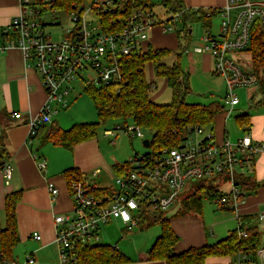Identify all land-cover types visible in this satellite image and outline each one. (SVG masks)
<instances>
[{"label":"built area","instance_id":"2783aa9c","mask_svg":"<svg viewBox=\"0 0 264 264\" xmlns=\"http://www.w3.org/2000/svg\"><path fill=\"white\" fill-rule=\"evenodd\" d=\"M18 1V13L9 24L0 26V52L19 48L27 66L40 75L46 93L40 109L29 121L28 140L41 125L51 123L58 111L68 106L72 82L77 78L84 79V71L91 70L95 75L86 80L85 85L119 86L124 79L122 58L145 49L148 31L158 21L150 9L133 6L128 10L125 0H82L68 10L50 8L53 0ZM59 11L69 16L72 26L65 30L60 41H51L44 33L40 19L48 12ZM114 11L117 12L115 17L103 24L102 17L112 15ZM189 12L220 17L218 33L213 35L206 30L201 36L202 43L194 45L191 50L208 53L213 58V72L224 79V106L230 111L238 103L234 89L259 83L263 78V73L254 67L249 47L256 22L264 41V0H226L218 8L184 6L161 24L163 31H172L181 17ZM89 13L98 18V25L87 19ZM56 19L53 14L48 24H58ZM239 52L247 53L244 63L250 67L249 71H244L239 64ZM11 116L19 118L20 113L13 112ZM117 129H123L132 137L144 136L141 127L134 124L117 126ZM104 132L112 133L111 130ZM261 151H264V140H253L250 132L235 141L225 139L218 143L204 124H195L184 132L179 147L129 157L123 169L114 174L116 188L106 187L101 193L92 190L88 178L96 177L99 169L93 170L89 177L80 172L75 174L68 183L72 209L53 217L59 264H74L76 250L99 243L101 229L113 220H119L127 231L135 228L146 213H164L189 183L194 185L214 178L216 184L225 178L231 185L230 190L226 193L220 191L214 202L229 205L237 212L244 202V190L237 177L244 175L246 163ZM36 165L39 170H44L46 162L39 160ZM0 171L4 183L9 184L14 174L12 162L6 160ZM47 189L54 200L57 188L48 183ZM239 216L236 217L238 225ZM32 238L38 241L40 235L33 232ZM242 259L247 257L242 256ZM0 264H37V261L32 254H26L22 263L0 256Z\"/></svg>","mask_w":264,"mask_h":264},{"label":"crops","instance_id":"0c3cea01","mask_svg":"<svg viewBox=\"0 0 264 264\" xmlns=\"http://www.w3.org/2000/svg\"><path fill=\"white\" fill-rule=\"evenodd\" d=\"M182 1L187 7L218 8L223 6L226 0ZM204 2L207 5L203 4ZM18 11V0H0V26L9 24ZM201 22L208 26L209 18ZM191 31L188 28L189 39ZM178 42L177 33L165 32L161 25H154L148 31L147 44H151L154 48H167L174 51L179 45ZM186 53H189L191 59L192 55L197 56L204 71H212L213 58L210 54L195 53L192 50ZM45 97L46 93L40 75L36 70L27 66L22 51L13 47L0 52V134L4 137L8 160L14 165V174L9 184L2 182L3 176L0 171V207L4 210V198L7 193L21 191L20 199L15 205L17 243H24L23 253L32 254L37 264H47V261L48 264H53L51 250L57 248L54 241L53 217L72 209V199L64 171L74 167L87 177L94 169H99V174L102 171L115 174L114 164L126 161V159L116 158L112 163L104 158L95 157L94 139L76 144L71 149L44 142L42 138L46 135L50 125L65 129V125L58 122L59 111L51 123L41 126L34 137L28 140L29 121L36 115ZM234 107L230 111L228 107L224 108V111L217 114L211 123L205 124L207 128L210 127L214 140L218 143L225 139L235 141L245 132H250L255 141L264 140V114L252 117L248 114V126L240 125L235 118L242 132L236 138L229 137L226 119ZM13 112H19L20 117L11 116ZM39 160H45L44 170L37 168L36 163ZM243 173L245 174L237 177V182L244 181L254 186L251 190H244V202L238 207L237 212L232 211L229 205H224L221 206L222 209L216 207L205 217L184 214L180 217L175 216L174 220L170 219L171 227L179 237L173 247L174 252L177 253L189 247H198L205 243H214L225 237L229 231L238 227L236 217L243 214L252 216V223L260 232V243H264L261 239V235L262 238L264 237V215H262L264 214V151L257 153L252 160L246 163ZM48 183H52L57 188L54 200L51 199L47 189ZM113 221L120 222L119 220ZM123 231L124 228L121 229V233ZM33 232L40 235V240L32 238ZM159 234L160 227L159 230L147 236L142 233L135 234L137 238L143 236L144 242L138 251L129 255L125 254L129 258L125 264H165L163 260H150L147 254ZM15 246L11 249V259L20 262L19 255L23 253L17 255L18 250L16 251ZM262 246L252 258L243 252H238L233 256L209 257L206 263L264 264V245ZM47 251L48 258L45 256ZM242 256H246L247 259L243 260Z\"/></svg>","mask_w":264,"mask_h":264},{"label":"trees","instance_id":"16d2710c","mask_svg":"<svg viewBox=\"0 0 264 264\" xmlns=\"http://www.w3.org/2000/svg\"><path fill=\"white\" fill-rule=\"evenodd\" d=\"M82 0H53L49 7H56L61 10H68L76 2ZM128 10L133 6H139L152 10L153 3L150 0H125ZM162 7L171 13H176L184 8L182 0H161ZM117 14L102 17L103 24ZM158 18V17H157ZM208 15L201 12L200 15L188 13L183 15L180 21L183 22V30L178 31V40L183 39L188 42V21H205ZM169 20L158 18L155 25H161ZM179 46V45H178ZM250 56L253 58L254 67L263 73V78L259 82L260 92L264 101V59L263 36L259 30L258 22L254 25L251 36ZM173 51L167 48H154L147 44L141 53L132 52L122 58L124 79L119 86L114 84H88L85 85V93L94 104L97 113V122L75 123L68 129H63L57 125H50L46 135L42 138L44 142L54 145L64 146L71 149L75 144L82 142L97 133L100 123L110 119H131L133 124L143 129L151 131L152 138L149 140L151 153L160 152L162 149L179 147L182 136L187 129L195 124H209L213 118L224 111V106L217 101L208 104L189 103L185 100V95L190 91L188 74L182 69L179 59H175L171 64L163 62V58L169 56ZM150 63L152 73L155 77L165 80L171 89V98L168 103H156L150 97V90L153 81H148L145 76V64ZM236 121L242 126L249 125L248 114L237 115ZM43 126V125H41ZM38 128L37 132L41 128ZM119 126V125H118ZM8 160L5 141L0 134V168ZM127 161L116 163L113 170L119 173ZM67 182L79 171L72 167L64 171ZM214 178L196 182L193 192L183 202L185 209L189 208L191 202L206 197L214 201L219 195L216 189ZM243 190H251L253 184L238 182ZM107 188H92L94 192L101 193ZM21 191L9 192L4 198L5 223L0 226V256L11 259V249L18 242V232L16 225L15 205L20 199ZM240 224L237 228L215 241L205 243L198 247H189L180 252H174L173 247L179 240L173 231L170 218L163 212H150L142 216L139 228H148L155 224L160 227V234L157 236L147 254L150 260H163L165 264H207L209 257L233 256L238 252H243L251 258L260 250V232L252 223V216L243 214L239 216ZM129 258L119 251L112 244H93L79 247L76 250L74 264H125Z\"/></svg>","mask_w":264,"mask_h":264},{"label":"rangeland","instance_id":"374dc122","mask_svg":"<svg viewBox=\"0 0 264 264\" xmlns=\"http://www.w3.org/2000/svg\"><path fill=\"white\" fill-rule=\"evenodd\" d=\"M160 1L161 0H150V2L153 3L152 11L156 17L162 20H166L172 14L166 8L162 7ZM203 4H206V2H204ZM53 14L57 16L56 20L59 22L56 25L48 24L51 23ZM86 17L87 19L92 20V23L94 25H98V18L95 15L89 13ZM40 22L45 24L44 33L50 36L49 40L51 41H60L65 30L71 28L72 26V23L69 20V16L61 11L48 12L47 14H44L40 19ZM219 24L220 17L217 14L209 17L208 26H206V24L203 25V23L199 20L187 22V28H190L192 30L190 32V39L188 40V42L184 41L183 39L179 40V46L176 48V50H174L169 56H166L162 60L167 64H171L175 59H177L178 56L179 63L182 69L185 73L188 74L190 91L185 95V100L189 103L208 104L212 101H217L221 105H224L226 85L223 77L219 74L214 73L213 68L212 71H204L201 68L198 57L192 55L191 59L189 53L185 52L186 49L191 50L194 45H198L201 43L200 38L205 34L206 30H210L213 35H216L219 31ZM182 30L183 22L179 21L176 24L175 28L170 31V33H176ZM246 57V52H239L237 54V58L239 59V64L241 65L242 69L244 71H249L250 67L244 63V59ZM258 74L259 77L262 78V73L260 71H258ZM83 76L85 77L84 79L77 78L72 82L73 89L71 90L68 97V106L64 109L59 110V117L57 119L59 120L58 122L60 124L63 123V125H65V129H68L74 123L98 121L94 104L84 90V82L86 80L93 79L95 77L94 72L91 70H86L83 72ZM145 76L148 81H153V86L150 90V97L156 103H168L171 98V89L167 86L163 78L155 77L153 75L152 66L150 63L145 64ZM234 93L237 96L239 103L234 107V109L230 113V116L226 119V129L229 137L231 138H236L242 132V130L236 124V115L247 113L252 117L264 114V101L263 96L260 92L259 83L249 86L236 87L234 89ZM224 108L226 109L227 107L225 106ZM118 125L121 127L133 126V122L129 118L125 121L118 118L107 120L104 123L99 124L95 136L90 137L82 142L94 139V156L100 159L104 158L105 160H109L112 163L116 160V158L128 160L129 157L134 156L135 154L142 155L146 152L151 151V147H145L143 145L144 140H151L153 134L151 131L141 128L144 135L143 138L132 137L130 133L124 131L123 129H117ZM209 128L210 127H208L207 130ZM106 129H110L112 133L105 134L104 131ZM238 173L242 172L238 171ZM88 179V183L92 188H116L114 184V174L110 173L109 171H102L93 179L90 177ZM2 182L4 183L3 178ZM192 185L193 184L189 183L182 189L179 195L175 198L170 208L164 212L165 216H168L171 220H174L175 216L180 217L184 214L205 217V215L208 216L210 212L216 209V207L221 208V205L215 203L214 201H211L206 197L198 199V196H195L196 200L190 203L189 208L185 209L183 207V202L192 193ZM215 187L217 190L226 193L230 190L231 185L227 180H225V178H223L216 181ZM4 223L5 213L3 208L0 207V226H3ZM123 228V224L118 221H113L106 224L101 231V238L99 240V243L115 245L119 251L126 255H129L133 252L138 251V249L141 248V245L144 242L143 236L137 238L135 234L142 233L147 236L148 234L159 230V225L155 224L148 228L142 229L139 228V225H137L135 228L123 231L121 233V229ZM207 233H209V231H207ZM261 239H263L262 241H264V237L262 238V235ZM260 245L261 247H263L262 245H264V243H260ZM15 247H17L16 251L18 250L17 255L24 252V243H17ZM51 253L53 254L51 256L53 260L52 263L59 264L60 259L57 248L52 249ZM45 256H47L48 258V251L46 252ZM24 257V253L19 255V263H22L24 261ZM46 263L48 264V261Z\"/></svg>","mask_w":264,"mask_h":264},{"label":"water","instance_id":"95a60500","mask_svg":"<svg viewBox=\"0 0 264 264\" xmlns=\"http://www.w3.org/2000/svg\"><path fill=\"white\" fill-rule=\"evenodd\" d=\"M143 145H144L145 147H149V140H144V141H143Z\"/></svg>","mask_w":264,"mask_h":264}]
</instances>
